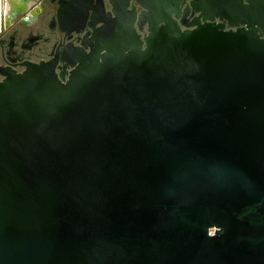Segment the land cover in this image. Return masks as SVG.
I'll list each match as a JSON object with an SVG mask.
<instances>
[{
    "label": "water",
    "instance_id": "95a60500",
    "mask_svg": "<svg viewBox=\"0 0 264 264\" xmlns=\"http://www.w3.org/2000/svg\"><path fill=\"white\" fill-rule=\"evenodd\" d=\"M109 2L0 82V264H264V0Z\"/></svg>",
    "mask_w": 264,
    "mask_h": 264
},
{
    "label": "flooded vegetation",
    "instance_id": "af4514ba",
    "mask_svg": "<svg viewBox=\"0 0 264 264\" xmlns=\"http://www.w3.org/2000/svg\"><path fill=\"white\" fill-rule=\"evenodd\" d=\"M71 1L0 0V82L10 73L24 72L29 63L54 62L56 71L67 76L73 61H66L61 54L91 50L94 29L101 25L99 21L108 19L112 6L109 0H75L71 11L59 13L61 6ZM129 4L138 14L143 11L134 1ZM176 4L183 30L193 28L196 21L235 29L213 12L206 13L210 19H204L197 0H176ZM140 33H147L146 25Z\"/></svg>",
    "mask_w": 264,
    "mask_h": 264
},
{
    "label": "built area",
    "instance_id": "2783aa9c",
    "mask_svg": "<svg viewBox=\"0 0 264 264\" xmlns=\"http://www.w3.org/2000/svg\"><path fill=\"white\" fill-rule=\"evenodd\" d=\"M209 234H213V231L211 230V231H209Z\"/></svg>",
    "mask_w": 264,
    "mask_h": 264
},
{
    "label": "bare ground",
    "instance_id": "6f19581e",
    "mask_svg": "<svg viewBox=\"0 0 264 264\" xmlns=\"http://www.w3.org/2000/svg\"><path fill=\"white\" fill-rule=\"evenodd\" d=\"M6 14V13H5Z\"/></svg>",
    "mask_w": 264,
    "mask_h": 264
}]
</instances>
